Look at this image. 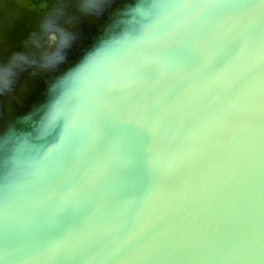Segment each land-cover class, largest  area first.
I'll list each match as a JSON object with an SVG mask.
<instances>
[{
    "label": "water",
    "instance_id": "obj_1",
    "mask_svg": "<svg viewBox=\"0 0 264 264\" xmlns=\"http://www.w3.org/2000/svg\"><path fill=\"white\" fill-rule=\"evenodd\" d=\"M157 2L0 0V236L7 208L17 243L34 250L12 264H73L46 259L43 250L68 237L113 233L119 225L158 224L160 202L153 193L184 179L181 165L170 167L158 143L137 145L110 127L113 118L125 114L113 113L106 83L133 91L138 85L127 74L136 62L163 54L148 37L170 25L173 10L141 14ZM133 51L139 53L134 60ZM182 75L170 74L166 86ZM62 103L93 117V139L89 143L85 137L49 156L64 132V120L49 124ZM238 124L236 131L249 128L251 149V127L244 120ZM68 187L73 195L65 199L61 194ZM145 204L149 210L131 217L125 211ZM262 228L264 219L250 213L245 234L259 237Z\"/></svg>",
    "mask_w": 264,
    "mask_h": 264
},
{
    "label": "snow or ice",
    "instance_id": "obj_2",
    "mask_svg": "<svg viewBox=\"0 0 264 264\" xmlns=\"http://www.w3.org/2000/svg\"><path fill=\"white\" fill-rule=\"evenodd\" d=\"M159 9L173 10L170 25L151 32L148 37L161 46L163 54L156 53L136 62L127 74L128 79L138 85L133 91L125 92L126 85L117 86L108 81L105 92L112 98L113 113L125 114V118H113L110 127L116 129L121 138L137 145L158 143L171 167L180 164L181 150L174 146L165 127L166 116L160 111L161 104L172 92L169 85L166 86V78L170 74L197 75L201 66H205L221 74L235 73L249 77L251 86L238 101L235 120L247 121L252 127L259 119L264 125V0H159L150 11H141V14L152 15L154 10ZM213 21L223 23L214 27ZM258 28L261 35L257 43L253 38ZM89 63H95V59H90ZM257 69L261 79L259 102L255 85ZM150 97H155V102L145 106L143 100ZM58 119L65 121L63 136L48 150L47 155L51 156L85 137L91 143L92 116L69 109L66 103H62L51 114L49 124ZM254 139L250 137L249 144ZM172 187L171 183L159 187L153 197L160 202ZM42 195L44 200L50 198ZM61 195L65 199L71 198V187ZM153 197L149 198V202ZM147 210V204L139 208L133 205L127 214L131 217L137 211ZM9 222L8 209L5 208L4 229L0 236V261L3 264L30 257L34 251L19 246ZM119 252L128 264H178L182 259L159 251L136 250L129 253L127 249H120ZM42 254L49 260H68L73 264H113L117 250L112 231L106 230L96 237L80 235L65 238L45 248ZM200 259L216 264H264V228L259 237L244 234Z\"/></svg>",
    "mask_w": 264,
    "mask_h": 264
},
{
    "label": "clouds",
    "instance_id": "obj_3",
    "mask_svg": "<svg viewBox=\"0 0 264 264\" xmlns=\"http://www.w3.org/2000/svg\"><path fill=\"white\" fill-rule=\"evenodd\" d=\"M260 35L258 28L254 37ZM129 55L134 60L139 53ZM255 85L259 102V69ZM250 86L249 77L205 66L197 75L181 76L169 85L172 92L160 111L174 146L181 150L184 179L161 198L158 224L144 229L119 225L114 230L113 264H128L120 249L179 256L178 264H216L200 257L244 235L250 213L257 221L264 219V125L257 119L251 127V149L246 146L249 128L236 131L238 101ZM154 102L155 97L143 100L145 106Z\"/></svg>",
    "mask_w": 264,
    "mask_h": 264
}]
</instances>
